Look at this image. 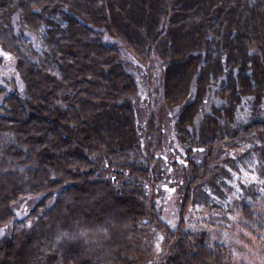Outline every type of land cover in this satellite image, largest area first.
I'll return each mask as SVG.
<instances>
[{
	"label": "trees",
	"instance_id": "16d2710c",
	"mask_svg": "<svg viewBox=\"0 0 264 264\" xmlns=\"http://www.w3.org/2000/svg\"><path fill=\"white\" fill-rule=\"evenodd\" d=\"M0 49V264H135L168 188L158 264H244L204 229L234 226L264 261V0H0Z\"/></svg>",
	"mask_w": 264,
	"mask_h": 264
},
{
	"label": "rangeland",
	"instance_id": "374dc122",
	"mask_svg": "<svg viewBox=\"0 0 264 264\" xmlns=\"http://www.w3.org/2000/svg\"><path fill=\"white\" fill-rule=\"evenodd\" d=\"M121 51H123L122 57L124 62L128 65V69L130 70V72L135 75V78L139 85L138 96L136 99L137 114L135 116V120L137 128L140 129L143 125L144 118L142 108L146 92V84L144 80L145 71L144 67L139 65L131 55L127 54L128 52L124 51L123 49H121ZM3 78L17 79L18 76L14 67V59L11 57V55L3 52L0 49V79L2 80ZM165 133L167 146L165 148L166 151L164 152L163 156L165 159H170L173 157L172 152L175 149V142L172 136L171 126L168 123L165 124ZM8 171L10 172L9 174H11L10 177L16 173L19 177L23 178V181H25L26 176L29 175V173L18 170L17 167L9 166ZM1 173L2 174H0V178L4 180L9 179L4 176V172L1 171ZM168 191L169 192H167V197L169 201L167 199L162 202L161 200H158V202L156 203V207L160 211L158 212V215L152 221V223L148 222V220H142L135 223L134 226L131 224L127 227L122 228V232L125 233L124 241L134 248V252L126 256H121L123 260L132 258L133 260H135V264L159 263L163 248L161 244L164 240L162 233L163 230H161L160 227L164 226L165 223L167 224V226L169 225L170 228H174L176 226L175 219L171 215L170 211H175V209L178 208V200L177 197H175L174 192L171 188H168ZM33 199H24L23 201L18 202V204H15V207H13V209H15L16 214H18V216H23L26 213L27 209L31 206ZM162 211L164 212L162 213ZM201 216L203 217V215ZM187 217L188 216L184 218L186 224H188L189 222V219H186ZM202 217H200V219H202ZM195 218L196 215L195 213H193L190 217V221L193 224ZM8 226L9 224L0 227V232L4 229L5 230L2 232H5ZM195 226L197 227V229L203 228L202 222ZM196 227H193V229H195ZM204 229H206L209 233L210 240H216L221 243H224L232 249L233 258L236 260V262L244 264H264L262 258L259 257L260 252L258 250V246L255 245L252 238L246 232L240 230L238 226H234L231 230H225L222 232H215L209 228ZM130 238L132 239L130 240Z\"/></svg>",
	"mask_w": 264,
	"mask_h": 264
}]
</instances>
